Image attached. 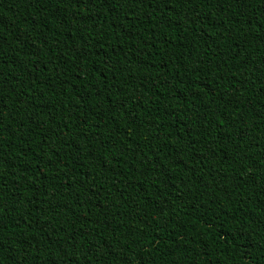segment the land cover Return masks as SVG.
<instances>
[{
    "label": "trees",
    "instance_id": "obj_1",
    "mask_svg": "<svg viewBox=\"0 0 264 264\" xmlns=\"http://www.w3.org/2000/svg\"><path fill=\"white\" fill-rule=\"evenodd\" d=\"M0 264H264V0H0Z\"/></svg>",
    "mask_w": 264,
    "mask_h": 264
}]
</instances>
